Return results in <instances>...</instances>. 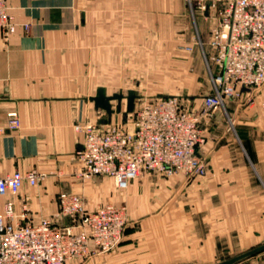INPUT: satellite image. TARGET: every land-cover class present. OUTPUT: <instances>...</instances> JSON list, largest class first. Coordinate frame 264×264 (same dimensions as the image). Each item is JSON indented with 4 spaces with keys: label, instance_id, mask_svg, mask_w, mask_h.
<instances>
[{
    "label": "crops",
    "instance_id": "1",
    "mask_svg": "<svg viewBox=\"0 0 264 264\" xmlns=\"http://www.w3.org/2000/svg\"><path fill=\"white\" fill-rule=\"evenodd\" d=\"M197 1L8 0L19 27L0 38V126L12 110L21 126L0 134V174L38 169L46 177L4 200L17 213L27 203L34 222L46 217L59 225L73 222L60 214L61 191L83 195L89 209L105 202L128 209L117 249L67 264H216L226 260L213 262L223 242L241 253L264 244V112L258 106L228 101L233 123L223 108L203 121L198 153L208 163L204 177L146 172L119 189L111 176L76 175L84 142L77 126L107 117L91 100L99 87L108 94L136 90L140 97L141 80L149 76L153 96L187 92L186 101L201 108L211 85L199 79L208 67L199 48L190 53L181 46L194 29L210 51L217 17L213 10L193 14ZM112 121L124 122L122 114Z\"/></svg>",
    "mask_w": 264,
    "mask_h": 264
},
{
    "label": "built area",
    "instance_id": "2",
    "mask_svg": "<svg viewBox=\"0 0 264 264\" xmlns=\"http://www.w3.org/2000/svg\"><path fill=\"white\" fill-rule=\"evenodd\" d=\"M200 7L214 9L217 17L210 29V51L199 40L212 78V91L204 96L201 108L177 95L141 96L128 114L130 121L78 125L84 132L83 145L76 152L79 178L107 175L117 188L126 189L146 172L166 178L179 173L207 175L208 163L198 153L204 140L203 121L217 109L226 110V102L240 100L244 88L264 86V0L208 1ZM22 26L29 31L30 23ZM18 27L8 0H0V38L8 39ZM20 126V115L12 110L0 134ZM45 177L38 169L0 174V264H67L120 246L128 224L124 204L105 202L89 209L83 195L61 191L60 214L73 222L59 225L46 217L34 222L27 203L17 213L12 201L4 200L18 194L24 183L36 186Z\"/></svg>",
    "mask_w": 264,
    "mask_h": 264
},
{
    "label": "rangeland",
    "instance_id": "3",
    "mask_svg": "<svg viewBox=\"0 0 264 264\" xmlns=\"http://www.w3.org/2000/svg\"><path fill=\"white\" fill-rule=\"evenodd\" d=\"M208 1H218V0H199L197 1L196 3H192L191 2V11H192V8H193V11L194 12L193 14H195V11L198 10V11H201V12H210V10H206V11H203V9L200 7V5L204 2H208ZM214 11V9H211ZM216 13V12H215ZM210 34V33H209ZM190 40V43L189 44H183L181 47L183 50L185 51H188V52H195L197 48L200 49V51L202 52L203 56H204V53H203V48L205 46H203V48L201 47L200 45V41H202V38L201 36L198 35L197 32L194 31L193 29V32H191V36L189 38ZM203 42V41H202ZM204 44V42H203ZM206 51V47L204 49ZM205 59V57H204ZM206 72V70H205ZM205 77V79H204ZM204 77H201V79H199L200 81L203 80V81H208L210 82V85H211V89H209V91H207V93H210L212 91V78H211V75H210V72H209V69L208 71L204 74ZM151 80V77H143V79L141 81H143V85L141 87V92H140V97L141 96H146V97H151L154 95V93L150 92L149 91V82ZM183 84L185 83V81L183 80L182 82ZM186 83H190L189 81ZM185 83V84H186ZM255 92L253 93H250L249 95H243V97L238 100V101H235L236 102V105H240L239 107L240 108H245V107H255V106H258L262 112H264V86H261L259 88H255ZM204 91V92H206ZM126 93V92H125ZM174 95H177V96H180L182 98H184L185 100H187V96L189 95L187 92H178V93H173ZM227 105V104H226ZM224 111L227 113L228 117L231 118V120L233 121L234 118H232V116H230L227 112V106H226V110L224 109ZM125 205V204H124ZM121 245V244H120ZM117 249V248H116ZM239 249L238 247H230L228 245V243L226 242H223L220 246H219V251L217 253H215L214 255V258H213V262H218V261H222L224 259H230L234 256H237L239 254H241V251L237 250ZM114 251V250H113ZM113 251H110V252H106V253H101V254H104V255H107V254H110L111 252ZM100 255V254H98ZM97 256V255H95ZM93 256V257H95ZM91 257V258H93ZM91 258H81V259H76V260H79L83 263L87 262V260L91 259ZM75 260V259H74ZM208 261H204V260H193V261H190V262H178L177 264H205L207 263ZM264 264V250L261 252V253H257V254H254L252 256H250L249 258H246L236 264Z\"/></svg>",
    "mask_w": 264,
    "mask_h": 264
},
{
    "label": "water",
    "instance_id": "4",
    "mask_svg": "<svg viewBox=\"0 0 264 264\" xmlns=\"http://www.w3.org/2000/svg\"><path fill=\"white\" fill-rule=\"evenodd\" d=\"M244 90H246V88H244ZM138 98L139 94L136 90H129L127 93L120 91L108 94L106 88L101 86L98 88L96 95L91 97V100L95 103L97 109L105 111L107 115L101 122L109 123L115 115L120 114H122L123 121L126 122L128 114L134 112ZM124 100L126 101V110L123 111ZM263 250L264 244L216 264H236Z\"/></svg>",
    "mask_w": 264,
    "mask_h": 264
}]
</instances>
